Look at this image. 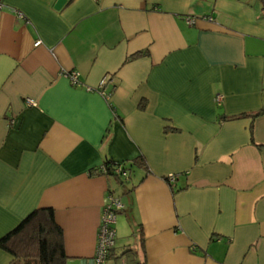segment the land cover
I'll return each mask as SVG.
<instances>
[{
  "label": "crops",
  "instance_id": "0c3cea01",
  "mask_svg": "<svg viewBox=\"0 0 264 264\" xmlns=\"http://www.w3.org/2000/svg\"><path fill=\"white\" fill-rule=\"evenodd\" d=\"M59 1L0 7V238L51 208L94 264L112 193L107 264H264L263 1Z\"/></svg>",
  "mask_w": 264,
  "mask_h": 264
},
{
  "label": "trees",
  "instance_id": "16d2710c",
  "mask_svg": "<svg viewBox=\"0 0 264 264\" xmlns=\"http://www.w3.org/2000/svg\"><path fill=\"white\" fill-rule=\"evenodd\" d=\"M262 1L264 5V0ZM144 53L146 52H138L130 58L139 57ZM262 112L264 110L252 115ZM116 164L118 163L107 161L104 165L106 174L114 175L113 169ZM96 172L103 173L102 169ZM0 248L14 257L15 264H67L63 231L57 224L51 208L32 211L16 227L0 238Z\"/></svg>",
  "mask_w": 264,
  "mask_h": 264
},
{
  "label": "built area",
  "instance_id": "2783aa9c",
  "mask_svg": "<svg viewBox=\"0 0 264 264\" xmlns=\"http://www.w3.org/2000/svg\"><path fill=\"white\" fill-rule=\"evenodd\" d=\"M0 7H2V0H0ZM189 22H193L192 19ZM41 44V41H36L35 45L38 46ZM70 79L72 83L78 84L79 81V73L74 71L70 74ZM109 82V78L107 76L103 77L100 82L99 89L103 95L108 96L104 89ZM223 99V95H217L216 101L220 103ZM30 104H33L34 101L32 99H28ZM103 173L106 174V167L103 165L101 167ZM116 175H119L121 178H127L129 176V172L124 169L123 164H116L113 169ZM169 181H174L176 176L171 174L169 176ZM124 208L123 201L119 196H116L110 193L107 196V199L104 203L103 207V215L99 229V237L96 253L94 255V264H107L108 259L112 253V250L115 247L116 243V228L115 223L117 221V216L120 211Z\"/></svg>",
  "mask_w": 264,
  "mask_h": 264
},
{
  "label": "water",
  "instance_id": "95a60500",
  "mask_svg": "<svg viewBox=\"0 0 264 264\" xmlns=\"http://www.w3.org/2000/svg\"><path fill=\"white\" fill-rule=\"evenodd\" d=\"M63 2H64V0H60V1L58 2V6L62 5Z\"/></svg>",
  "mask_w": 264,
  "mask_h": 264
},
{
  "label": "rangeland",
  "instance_id": "374dc122",
  "mask_svg": "<svg viewBox=\"0 0 264 264\" xmlns=\"http://www.w3.org/2000/svg\"><path fill=\"white\" fill-rule=\"evenodd\" d=\"M119 216V215H118Z\"/></svg>",
  "mask_w": 264,
  "mask_h": 264
}]
</instances>
